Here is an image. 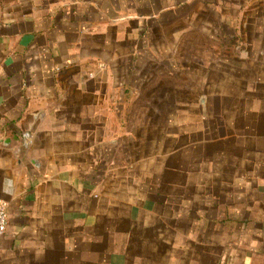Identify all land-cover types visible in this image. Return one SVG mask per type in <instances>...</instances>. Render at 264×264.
I'll use <instances>...</instances> for the list:
<instances>
[{
  "label": "crops",
  "instance_id": "obj_1",
  "mask_svg": "<svg viewBox=\"0 0 264 264\" xmlns=\"http://www.w3.org/2000/svg\"><path fill=\"white\" fill-rule=\"evenodd\" d=\"M0 201V264H264V0H0Z\"/></svg>",
  "mask_w": 264,
  "mask_h": 264
},
{
  "label": "built area",
  "instance_id": "obj_2",
  "mask_svg": "<svg viewBox=\"0 0 264 264\" xmlns=\"http://www.w3.org/2000/svg\"><path fill=\"white\" fill-rule=\"evenodd\" d=\"M9 221V209L6 202L0 201V238L6 233Z\"/></svg>",
  "mask_w": 264,
  "mask_h": 264
},
{
  "label": "rangeland",
  "instance_id": "obj_3",
  "mask_svg": "<svg viewBox=\"0 0 264 264\" xmlns=\"http://www.w3.org/2000/svg\"><path fill=\"white\" fill-rule=\"evenodd\" d=\"M141 100H143V101H144V99H142V98H141Z\"/></svg>",
  "mask_w": 264,
  "mask_h": 264
}]
</instances>
